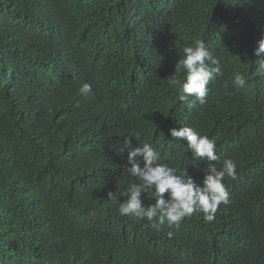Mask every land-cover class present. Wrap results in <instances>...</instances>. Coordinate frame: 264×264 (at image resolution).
Segmentation results:
<instances>
[{
    "label": "trees",
    "instance_id": "16d2710c",
    "mask_svg": "<svg viewBox=\"0 0 264 264\" xmlns=\"http://www.w3.org/2000/svg\"><path fill=\"white\" fill-rule=\"evenodd\" d=\"M261 38L264 0H0V264H264ZM197 40L222 75L189 108L167 77ZM183 126L215 139L218 168L237 163L230 203L160 231L120 216L107 192L139 183L131 133L203 180L170 135Z\"/></svg>",
    "mask_w": 264,
    "mask_h": 264
},
{
    "label": "clouds",
    "instance_id": "9594fccd",
    "mask_svg": "<svg viewBox=\"0 0 264 264\" xmlns=\"http://www.w3.org/2000/svg\"><path fill=\"white\" fill-rule=\"evenodd\" d=\"M258 45L255 54L261 56L264 54V38L258 41ZM257 63L259 69H264V60ZM181 71L185 74L183 81L177 78ZM217 75H222L219 61L203 40H197L194 46L183 48V56L176 62L175 71L167 77V81L178 89L179 100L187 102L191 108L196 101L201 105L206 103L208 86ZM233 83L243 88L247 81L243 74L237 72L233 75ZM92 91L90 83H83L79 88V93L85 97ZM170 135L175 141L186 142L194 163L207 164V172L201 182L187 168L178 174L176 168L162 163L160 153L151 144L133 146L132 139L139 138V133L134 132L124 138L123 145L128 149L130 167H127V172L139 183L131 184L124 192H107V199L119 205L120 216L146 218L148 226L156 231L162 230L165 223L169 227L179 226L186 218L200 213L205 221H213L219 206L230 203L225 178L235 179L237 175V163L232 158H224L220 168L214 163L220 160L214 138L201 135L190 126L172 128ZM121 197L124 199L121 200ZM153 200L154 203L146 204V201ZM168 235L171 237L173 234L169 232Z\"/></svg>",
    "mask_w": 264,
    "mask_h": 264
}]
</instances>
